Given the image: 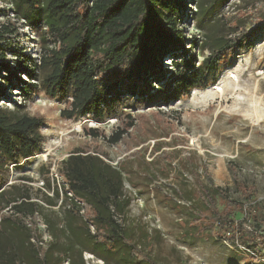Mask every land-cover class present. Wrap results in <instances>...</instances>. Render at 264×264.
<instances>
[{
  "label": "rangeland",
  "instance_id": "rangeland-1",
  "mask_svg": "<svg viewBox=\"0 0 264 264\" xmlns=\"http://www.w3.org/2000/svg\"><path fill=\"white\" fill-rule=\"evenodd\" d=\"M178 1L184 5L177 17L183 48L161 62L147 92L132 94L123 87L116 111L101 123L91 116H63V111L71 109V99L50 98L42 81L31 99H25L18 86L5 85L0 79L5 89L0 107L42 121L41 146L31 158L5 166L10 175L0 192L10 189L16 196L25 191L31 196L26 202L42 206L43 213L36 216L39 232L47 230L45 218L59 228L66 227L68 213L59 207L64 181L57 169L74 152L98 154L123 171L125 193L132 200L129 219L149 234L151 245L146 251L160 263L264 264L243 246L216 238L219 227L207 220L209 213L202 212L201 224H195L189 214L190 209L197 213L195 207L202 206L198 187L206 182L230 188L235 199L234 185L241 181L255 188L264 211V0H228L203 19L199 18L201 0ZM2 26L17 31L5 36L3 47L24 48L31 58L39 59L49 39L44 17L36 25L22 16L13 0H0ZM217 27L223 28L224 36L251 33L254 46L223 52L207 73L209 81L216 77V84L191 90L182 100H166L185 65L199 69L211 60L207 37ZM45 72H39L41 80ZM217 85L219 89L212 90ZM91 129H97L100 136H91ZM117 130L126 134L118 145H111L109 138ZM186 192L190 201L185 200ZM47 198L57 205H48ZM11 206L1 210L0 223L3 215L12 213ZM23 220L35 229L30 215ZM2 231L19 230L4 223Z\"/></svg>",
  "mask_w": 264,
  "mask_h": 264
},
{
  "label": "trees",
  "instance_id": "trees-1",
  "mask_svg": "<svg viewBox=\"0 0 264 264\" xmlns=\"http://www.w3.org/2000/svg\"><path fill=\"white\" fill-rule=\"evenodd\" d=\"M13 1L31 23L37 25L44 17L49 39L44 41L36 60L24 48L3 47L5 36L17 31L2 26L0 79L5 85L18 86L25 99H31L42 81L50 98L71 99V109L63 111L68 119L91 116L103 122L122 101L123 87L132 94L147 92L150 79L160 72L161 62L184 46L177 26L179 8L184 5L178 0ZM227 1L201 0L199 18L213 16ZM222 30L217 27L207 37L211 60L199 69L185 65L175 79L174 90L165 95L166 100H182L191 90L216 84V77L209 81L207 73L222 53L254 46L251 33L232 37L224 36ZM40 71H46L42 80ZM4 91L0 85V95ZM41 126L40 119L20 117L0 107V188L10 175L5 166L31 158L41 146ZM89 132L94 138L100 136L97 129ZM125 134L126 130H117L109 138L110 144L118 145ZM81 152L85 153L74 152L57 169L64 181V199L59 207L66 209L68 215L63 228L45 218L46 231L51 236L46 247L39 243L43 233L36 223V216L43 213L42 206L26 202L31 196L25 191L16 196L10 189L0 192V212L12 205V213L1 217L0 264H63L67 260L69 264H86L87 252L105 264H162L146 251L151 245L149 234L139 231L129 219L132 200L125 193L123 171L98 154ZM231 191L211 182L202 183L198 193L203 204L195 207L197 213L190 209L189 214L195 224H201L202 212L206 211L207 220L219 227L216 238L243 246L253 258L264 261V211L255 188L236 181L233 192L238 198L232 199ZM189 192L185 193L188 201ZM59 199L57 191L56 200ZM57 201L46 199L50 206H56ZM28 215L33 218L35 229L25 224L23 217ZM4 223L19 231H2Z\"/></svg>",
  "mask_w": 264,
  "mask_h": 264
},
{
  "label": "built area",
  "instance_id": "built-area-1",
  "mask_svg": "<svg viewBox=\"0 0 264 264\" xmlns=\"http://www.w3.org/2000/svg\"><path fill=\"white\" fill-rule=\"evenodd\" d=\"M177 202L181 203L179 200H177ZM43 230L40 231L41 234L43 233V238H42V241H40L39 243L43 245L44 247H46L47 243L51 241V236L49 235L47 231H43ZM33 242L35 243V240H33ZM84 260L86 264H105L104 261H102L101 259H98L95 255H93L92 253H88V252L84 253ZM63 264H69V261L67 260Z\"/></svg>",
  "mask_w": 264,
  "mask_h": 264
},
{
  "label": "bare ground",
  "instance_id": "bare-ground-1",
  "mask_svg": "<svg viewBox=\"0 0 264 264\" xmlns=\"http://www.w3.org/2000/svg\"><path fill=\"white\" fill-rule=\"evenodd\" d=\"M219 85H220V84H219ZM219 87H220V86H219ZM219 87H218V85H217L216 87H214V86H213L212 90H215L216 88H218V89H219ZM223 90H224V89H223ZM233 92H234V91H233ZM40 158H41V159H44V158H43V156H42V157H40Z\"/></svg>",
  "mask_w": 264,
  "mask_h": 264
}]
</instances>
